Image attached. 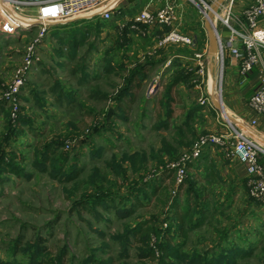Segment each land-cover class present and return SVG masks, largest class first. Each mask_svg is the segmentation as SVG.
Segmentation results:
<instances>
[{
	"label": "rangeland",
	"instance_id": "374dc122",
	"mask_svg": "<svg viewBox=\"0 0 264 264\" xmlns=\"http://www.w3.org/2000/svg\"><path fill=\"white\" fill-rule=\"evenodd\" d=\"M166 4L174 5V25L179 30L194 32L203 27L205 18L199 3L190 0H123L118 6L131 11L117 21V30L111 24L119 19L115 17L117 13L108 20L94 17L52 26L38 44V60L14 98L5 95L27 45L35 36L36 26L17 27L14 35L2 33L0 138L9 119L20 131L9 139L8 146L2 147L22 158L20 166L24 173L22 176L5 173L0 177V260L23 264L27 257L22 248L39 239L49 253L47 258L66 246L64 264H78L91 254L111 258L112 264L138 262L136 240L129 236L124 245L113 237L122 234L125 227L152 218L157 228H164L160 220L166 214L176 185L172 171L166 166L188 151L198 137L210 132L204 128L207 120L225 123V116L230 121L237 119L227 109L225 99L235 92L227 86L230 70L226 61L224 66L213 61L211 71L223 110L208 112L211 106L206 102L201 104L207 94L209 67H204L203 75L198 74L194 54H204L208 47L206 40L198 37L194 47L169 44L157 48L159 33L153 36L152 31L158 29L162 33L164 27L132 23L125 37L121 35V24L130 20L137 10L145 6L155 10ZM26 9L31 14L32 10ZM12 14L7 15L14 22L26 24L27 21ZM116 36L122 45H117ZM75 41L78 44L73 48ZM176 52H182L186 58L182 65L167 61ZM145 59L155 64L145 67V78L139 84L133 83V95L119 104L123 107L120 112L115 107L114 96L126 75L121 67L131 68ZM178 72H183L188 80L181 79L180 84L171 87L170 106L175 119H169L165 86ZM244 90L240 92L245 93ZM194 105L201 106L205 113L198 116L190 131L177 135L178 142H182L179 144L173 140L174 125L183 120L180 113L184 106ZM246 117L240 115L243 121H248ZM165 124L167 128L162 127ZM55 139L61 142L56 144L59 155L53 161L55 168L47 166L43 172L33 166L34 151ZM74 165L78 169L76 178L66 180ZM57 167H61L62 174L55 172ZM82 195L108 198L102 205L92 204L89 199L86 205L76 204ZM239 206L232 212L214 215L219 223L234 222L240 228L239 234L233 233L222 248H250L248 256L238 257V264H264V203L252 199L247 178L240 185ZM199 218L193 212L186 226L198 223ZM214 218L209 223L219 225ZM209 228L203 222L187 231L181 239L185 252H190L188 248L207 249L204 242L211 240ZM156 239L152 234L153 243ZM143 262L158 264L157 260Z\"/></svg>",
	"mask_w": 264,
	"mask_h": 264
},
{
	"label": "built area",
	"instance_id": "2783aa9c",
	"mask_svg": "<svg viewBox=\"0 0 264 264\" xmlns=\"http://www.w3.org/2000/svg\"><path fill=\"white\" fill-rule=\"evenodd\" d=\"M10 12L16 13L28 20L26 24L14 22L0 4L2 24L0 31L6 35H14L17 27L29 29L36 26L33 40L27 45L22 61L16 68L10 90L6 97L14 98L18 87L24 81L33 64L38 60L37 46L52 26L63 25L81 18L92 19L100 17L108 20L123 0H4ZM198 2L204 14L209 12L218 41L217 54L213 61H225L228 66L235 67L238 74L245 75L256 71L258 85L250 94L247 103L250 110L264 116V0H250L239 16H234L232 4L234 0H223L213 8L216 0H190ZM210 2V3H208ZM26 7L32 12L28 14ZM132 24L147 25L149 27H167L157 39V48L169 44L194 47L198 43L196 36L179 30L174 25V5L166 4L155 10L147 6L136 11L130 19ZM127 21V20H125ZM34 22L36 24H34ZM124 21L121 26H124ZM227 30L222 37L218 32V24ZM34 24V25H33ZM133 26V25H131ZM208 49V47H207ZM204 55V56H203ZM197 73L203 75L205 66L210 73V62L207 50L194 54ZM207 70V69H206ZM210 70V71H209ZM207 93V92H206ZM213 106L210 94H206L201 104ZM226 121L222 123L224 132H208L198 137L188 151L183 152L177 160L169 163L166 168L173 173L174 183L180 184L186 174L187 166L200 157L205 148L219 150L225 158L239 161L245 167L247 184L253 200L264 203V164L260 156H264V140L257 131L256 119L248 121ZM264 139V138H263ZM163 169V168H162ZM163 171V170H161ZM166 226V223H163Z\"/></svg>",
	"mask_w": 264,
	"mask_h": 264
},
{
	"label": "trees",
	"instance_id": "16d2710c",
	"mask_svg": "<svg viewBox=\"0 0 264 264\" xmlns=\"http://www.w3.org/2000/svg\"><path fill=\"white\" fill-rule=\"evenodd\" d=\"M133 0H128V2H132ZM131 10H123L118 7L115 13L117 18L116 21L111 23L113 27L117 30L118 23L117 21H121L124 14ZM130 13V12H129ZM112 15V16H113ZM86 20L80 19L77 21ZM116 22V23H115ZM124 26L121 28V35L123 38L129 31V25L131 24V20L124 21ZM68 24V23H67ZM65 25V24H63ZM60 26V25H57ZM167 30V27H164ZM203 30V29H202ZM152 35L160 34L161 31L155 29L152 31ZM203 32V31H202ZM158 34V35H159ZM118 35V34H117ZM67 37V36H66ZM61 37H59L60 39ZM65 38V37H63ZM73 39V38H72ZM115 41L118 46L122 45L118 44L119 36H116ZM77 42L75 41L73 44V48L77 47ZM71 47V48H72ZM72 48V49H73ZM72 53L74 51L71 50ZM148 58V57H147ZM155 62L153 60L145 59L143 63H135L131 68L121 67L122 70H126V75L122 78L123 83L120 88L116 90V94L114 99L116 101L115 107L120 112H123V107L119 104L122 102H126L127 98L133 95L132 85L133 83L141 82L145 78L144 69L147 65H154ZM85 75V73H84ZM188 76H186L183 72H178L176 75H173L172 78L166 83L165 92L168 94L171 87L179 81H186ZM182 79V80H181ZM137 80V81H135ZM167 117L171 115L170 107H167ZM108 122L107 118H104V123ZM6 132L0 138V177L1 175L8 173L14 174L17 176L23 175V169L20 166V162L22 158L18 157L15 152H7L2 147L3 145H9V139L17 134L20 130L18 128H14L9 119L6 120ZM61 145L60 141L50 140L49 142H45L41 145L40 148L34 151L36 159L33 161V166L41 169V171H46L47 166H52L53 161L56 160L58 154L57 145ZM39 154V158L37 157ZM61 167H57L55 172H59L62 174ZM70 175L67 174L66 180L75 179L78 169L76 166H72L69 170ZM1 179V178H0ZM184 183H187L188 190L193 189V183L191 184L187 178L176 185V188L173 192V196L169 202L168 209L165 211V215L160 220L162 223H166L164 228H157L154 224V218L152 220H144L138 223H135L133 226L125 227L124 231L120 235H116L113 238L118 240L120 243H124L127 241L129 236L133 237L136 242L139 244L138 246V262L129 263L122 262V264H145L144 260H157L158 264H238V257H246L250 254V248H220L219 252L213 253V250L205 249L203 251L193 250L190 252H185L183 249L184 241L174 242V236L172 231H176L178 235L185 236L187 231L193 230L196 226L202 224L203 218H199L200 221L195 224L187 225L189 220L191 219V214L193 213V206L188 199L185 200V204L181 205L180 199V190ZM190 184V185H189ZM149 188L154 187L151 184H148ZM190 188V189H189ZM154 192V190H153ZM194 192V190H192ZM108 197L102 195L96 196H87L82 195L80 200L76 201V204H85L86 200L89 199L92 204L102 205V202L105 201ZM195 203V201H194ZM259 203V202H258ZM86 205V204H85ZM195 205V204H194ZM126 215V214H123ZM197 224V225H196ZM161 230V231H160ZM152 234L156 235V240L154 243L151 240ZM125 247L123 246V253ZM22 253L26 255L27 260L23 264H64L63 257L66 254V246L62 247L57 254L52 257H48L49 253L46 251L45 247L41 244L40 240L33 243H27L22 248ZM212 252V254H211ZM113 261L111 258H97L94 254L89 255L86 259L79 261L78 264H112ZM0 264H9L8 262H4L0 260Z\"/></svg>",
	"mask_w": 264,
	"mask_h": 264
},
{
	"label": "crops",
	"instance_id": "0c3cea01",
	"mask_svg": "<svg viewBox=\"0 0 264 264\" xmlns=\"http://www.w3.org/2000/svg\"><path fill=\"white\" fill-rule=\"evenodd\" d=\"M250 2V0H234L232 4V12L234 16H239L243 10V8ZM2 24V17L0 15V27ZM218 26V32L222 37L227 35V30L223 27L220 23ZM203 29V30H202ZM203 31V32H202ZM187 33H190L196 36L197 41L198 37L202 38V40H206L208 44V37L205 29L200 26V29L197 31L187 30ZM199 35V36H198ZM3 34L0 31V38H2ZM171 47V46H170ZM207 48V46H206ZM186 54V53H185ZM173 60L174 63H181V65L185 62L186 58L182 52L173 53L167 61ZM229 70V76L227 81V86H231L235 92L231 94L232 96H227L226 104L227 109L232 111L234 118L240 119L241 116H247L246 118L256 119V129L261 134L260 140H264V116L259 115L252 110L249 109L247 106V100L258 85V75L256 71H252L251 73H247L245 75H240L237 72L235 67L226 66ZM181 82H177L176 84H180ZM174 84V85H176ZM244 90L245 93L240 92V90ZM171 90V89H170ZM243 93V94H242ZM169 93L165 94L164 100L167 101V107H170L171 95ZM164 96V95H163ZM166 107V111H167ZM201 106H184L181 111V117L183 120H180L178 124L175 123L174 125V136L173 140L180 141L177 137L179 133H184V131H190L193 126L196 124V120L198 116L203 115L205 113V109H201ZM207 110V109H206ZM218 111L214 106L208 108L209 111ZM225 113L229 116L230 113L226 111L224 108ZM167 114V113H166ZM173 114L171 109V115ZM169 116V119L173 118ZM232 117V116H231ZM168 118V117H167ZM166 118V119H167ZM248 119V120H249ZM163 128H167V124L162 126ZM204 128L210 132H224L225 128L221 122L218 120L209 121L207 120ZM181 144L182 142H178ZM260 162L264 164V156H260ZM161 173V172H160ZM159 173V174H160ZM160 179L163 178V175ZM247 173L245 167L242 163L236 160L225 158L222 153L215 149V148H205L204 151L201 153L200 157L191 162L187 166V180L192 184L193 189L188 190L187 183H184L180 190V199L181 205L185 204V200L188 199L193 206V212L196 216L204 217V224L205 226L209 225L210 228V235L211 240L205 241L208 245V249L213 250V253H216L218 249H220L225 243H228L230 240L229 238L234 233V235L239 234V224L234 222H228L227 224L219 223L216 218L217 213L223 212H232L233 208H239L240 204V185L245 183L247 178ZM190 185V184H189ZM176 188V185L174 189ZM195 201V203H194ZM195 204V205H194ZM255 202L252 203L254 206ZM215 215V216H214ZM214 218L219 225H211L209 220ZM209 232V231H208ZM174 236V242H181L183 236L178 235L176 231H172ZM187 249V248H186ZM189 251L190 248H188ZM212 254V252H211Z\"/></svg>",
	"mask_w": 264,
	"mask_h": 264
},
{
	"label": "water",
	"instance_id": "95a60500",
	"mask_svg": "<svg viewBox=\"0 0 264 264\" xmlns=\"http://www.w3.org/2000/svg\"><path fill=\"white\" fill-rule=\"evenodd\" d=\"M222 1L223 0H216L215 4L213 5V8L216 5L220 4ZM81 19H88V18H81ZM77 20H73V21H77ZM70 22H72V21H70ZM34 24H36V23L34 22ZM203 28L205 29V31L207 33V37H208L207 56H208V59H209V62H210V69H212V67H213V58L217 54L218 41H217V37H216V34H215V30H214L213 25H212L211 15H210L209 12L206 14L205 20L203 22ZM210 98H211L213 106L217 110L222 111L223 110V106H222L221 100H218L217 98H215L213 94L210 95ZM110 113H111V109H109L108 115ZM231 120L235 121V120H233V118Z\"/></svg>",
	"mask_w": 264,
	"mask_h": 264
},
{
	"label": "bare ground",
	"instance_id": "6f19581e",
	"mask_svg": "<svg viewBox=\"0 0 264 264\" xmlns=\"http://www.w3.org/2000/svg\"><path fill=\"white\" fill-rule=\"evenodd\" d=\"M0 4H1V6H2V8L5 10V11H7V14H9V15H13L12 14V12H10V8L8 7V5H7V3L4 1V0H0ZM15 15H17L19 18H21V19H23V20H25V21H27L28 22V20L26 19V18H24V17H22V16H20V15H18V14H16V13H14ZM18 19V18H17ZM20 21V20H19ZM26 22V23H27ZM18 24H21V23H19V22H17ZM24 24H25V22H24ZM211 71H212V69H211ZM211 71H210V73H209V78H208V80H207V84H206V89H207V93L208 94H210V95H214V97L215 98H217V91H216V89H215V81H214V77L212 76V73H211ZM223 113V112H222ZM225 116V115H224ZM225 119L227 120V121H229L230 122V120L227 118V116H225ZM236 121H240V120H237V119H235ZM232 121V120H231ZM233 122V121H232ZM241 122V121H240Z\"/></svg>",
	"mask_w": 264,
	"mask_h": 264
}]
</instances>
